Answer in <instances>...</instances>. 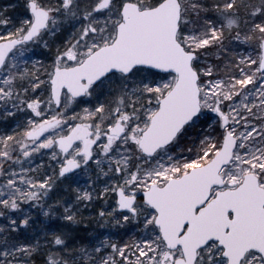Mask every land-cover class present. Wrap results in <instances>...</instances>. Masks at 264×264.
Here are the masks:
<instances>
[{"label": "snow or ice", "instance_id": "1", "mask_svg": "<svg viewBox=\"0 0 264 264\" xmlns=\"http://www.w3.org/2000/svg\"><path fill=\"white\" fill-rule=\"evenodd\" d=\"M0 264H264V0L0 5Z\"/></svg>", "mask_w": 264, "mask_h": 264}, {"label": "rangeland", "instance_id": "2", "mask_svg": "<svg viewBox=\"0 0 264 264\" xmlns=\"http://www.w3.org/2000/svg\"><path fill=\"white\" fill-rule=\"evenodd\" d=\"M8 2H9V0H0V5L6 4ZM35 51L38 52V53L44 54V50L43 49L37 48Z\"/></svg>", "mask_w": 264, "mask_h": 264}]
</instances>
